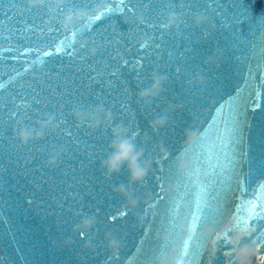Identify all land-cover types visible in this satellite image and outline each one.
Segmentation results:
<instances>
[{
  "label": "water",
  "instance_id": "water-1",
  "mask_svg": "<svg viewBox=\"0 0 264 264\" xmlns=\"http://www.w3.org/2000/svg\"><path fill=\"white\" fill-rule=\"evenodd\" d=\"M240 2L253 17L255 23L252 27L256 30L258 17H264V0ZM11 3L12 0H0V48L11 46L19 49L11 52L0 50V84L4 85L0 90V260L3 264H143L147 244H139L144 239L142 232L149 225L153 229L158 226V221L153 223V217L149 216L147 220L142 218V210L153 203L156 199L154 194L159 191L157 182L152 179L157 169L152 161L159 156L157 144H161L165 152L185 148V133L195 127H205L210 122L205 118L209 109L216 107L214 102L218 98L223 100L235 95L246 87V82L261 85L264 62L250 52L247 53V60L237 59V56L244 54L234 52L226 58L220 57L205 64L200 53L204 50L212 53L217 41L223 45L228 39L227 35L221 39L215 28L209 27V35L193 43L190 52L184 51L185 45L178 38L176 43L179 48L172 49L173 41L169 37V42L160 47L159 52L151 48L147 50L151 58L144 63L143 71L161 76L166 74L168 78L164 79L161 95L155 101L145 103L138 99L140 89L137 87L136 73L132 70V63L144 54L137 51V46L146 42L143 32L132 37L129 35L130 26L122 21L115 22V29L102 22L94 26L96 30L91 38L83 41L77 39L76 48H83L88 59L76 57L78 62H70L68 57L55 52V45L49 46L50 39H17L15 33L23 29L24 21H28L29 27L32 23L27 14L22 20L19 16L9 20L4 12L10 10ZM167 4L168 0H158V7L164 15L157 19V14L153 12L150 18L153 23L165 24L171 19L176 26L180 20L168 16ZM175 7L179 9L180 5L175 3ZM27 8L30 9L28 3ZM208 15L212 17L211 13ZM36 22L39 23V20ZM241 27L250 36L248 24ZM48 35L55 38L59 34ZM5 36L9 39L4 40ZM91 39H95V45ZM147 43L151 44V41ZM109 44L113 47H108ZM25 49L28 52L22 55ZM45 49L53 55L44 56ZM169 49L173 51L171 63L167 55ZM117 50L129 60L127 65L121 66L120 60H109ZM177 51L184 55L187 63L193 65V71L187 76L184 75L185 60L176 55ZM95 52L100 55L94 56ZM37 59L43 63L34 64L33 61ZM115 67H120V74L110 78L109 72ZM175 67L181 68L179 75L175 73ZM92 68L95 71H91ZM193 73L196 75L193 76ZM189 79L191 83H188ZM197 81H200L199 85ZM181 84L184 85L183 90ZM260 90V108L247 113L246 122L241 125V141L233 145L237 170L241 174L257 175L260 165L264 163V87ZM36 93L39 95L36 96ZM193 93L199 95L193 96ZM9 96L15 99L16 104L23 101L31 112H37V106H32L31 102L34 99L38 101L40 110L33 117L35 122L31 125L34 131L29 129L34 135L50 113L56 116V132L46 131L41 139H33L22 147L15 137L20 127L26 128L24 122L21 120L13 125L17 131L12 133L5 128V121L11 124L4 110L5 107L9 110L12 108V104L7 102ZM60 97L63 99H58ZM49 100L52 101L53 110H45ZM56 103H60V111H54ZM81 104H87L90 108L101 106L106 112H111L113 127H123L128 137L135 128L138 136L134 143L138 149H143L145 159L151 161L146 186L135 189L138 206L130 210L127 205L129 215L116 224L109 223L107 218L126 203L114 193L118 183L127 184L128 175L122 172L117 180L116 176L107 178L104 174L101 161L111 154L112 129L105 134V126L93 131L78 125L73 113L83 111ZM161 117L167 119L166 126L153 131L150 123ZM57 121H65L67 127L71 128V140L67 139L68 133L63 128H58ZM208 131V143H214L217 129ZM29 146L34 150H28ZM57 154V163L49 167L47 162L50 156ZM258 179L264 180V176ZM255 187L256 181H252L250 188ZM170 191L165 184V193ZM236 195L238 192L232 194L233 202ZM146 196L150 197L147 206ZM245 196H250V192ZM29 200L32 202L29 203ZM89 218L95 220V227L82 240L79 234H73V228L81 220ZM233 223L229 211L220 230L225 226L231 227ZM106 234L118 244L119 251L115 255L107 250ZM226 235L227 240L221 239L215 245L214 256L205 253L206 260L211 258L212 264H264V245L253 243L254 236L229 231ZM151 236L155 237V231ZM85 244L89 245L87 249Z\"/></svg>",
  "mask_w": 264,
  "mask_h": 264
},
{
  "label": "snow or ice",
  "instance_id": "snow-or-ice-1",
  "mask_svg": "<svg viewBox=\"0 0 264 264\" xmlns=\"http://www.w3.org/2000/svg\"><path fill=\"white\" fill-rule=\"evenodd\" d=\"M175 3L180 5L179 9L175 7ZM21 4L23 7H20ZM167 8L170 18H179L180 20L175 28H169L167 24L162 22H152L151 13L155 12L157 19L164 15V12L158 7V0H67L59 8L53 7L49 0H42L41 7L33 9L27 8V0H12L10 10L4 14L9 20L16 16L22 20L24 14H27L32 26L29 27L28 21H24L23 29L17 30L15 33L16 38L32 41L50 39L49 46L55 45V52L68 57L70 62H78L76 57H79L80 60L88 59L83 48L79 50L76 48L77 39L83 41L86 38H91V34L96 30L94 26L102 22H106L108 27L115 29V22L120 20L130 26L129 35L132 37L143 32L146 42L139 44L137 51H142L144 54L132 63V70L136 73L137 87L140 92L151 85L149 81L152 82L154 77L168 78L166 74L161 76L155 72L143 71L144 63L151 58L147 51L149 48L159 52L160 47L166 45L169 42L168 38L172 37V49L179 48L176 43L178 38L185 45L184 51L190 52L193 43L209 35V27L215 28L221 39L225 35L228 36V39L223 45L217 41L213 46L212 53L206 50L200 53L205 64H209L213 59L226 58L228 54L234 52L244 54L237 56V59L247 60V53L250 52L252 56L259 57L260 61L264 62V17H258L259 23L256 24V30H253L252 25L255 21L240 0H168ZM76 12L85 13L86 21L75 26L72 30L66 31L63 27V20ZM209 13L212 14L211 18ZM197 18L206 21L207 26L205 27L203 24L199 28L195 27L193 21ZM37 20L39 23L36 22ZM138 20L142 22L137 23ZM245 23L248 24L250 36L245 34L241 27ZM49 33L59 35L51 38ZM103 38L102 36L101 39ZM8 39V36L4 37V40ZM147 41H151V44ZM91 43L95 45V39H91ZM108 47H113V45L109 44ZM0 50L5 52L19 51V49H13L11 46L0 48ZM27 52L28 49H25L22 55L27 54ZM160 54L161 56L164 55V53ZM43 55L51 56L53 53L45 49ZM96 55H100V53L95 52L94 56ZM167 55L169 63H171L173 51L167 50ZM176 55L185 60L184 75L187 76L189 72L193 71V65L187 63V59L179 51L176 52ZM109 60H120L122 61L121 66L129 63V60L119 50L116 51L115 55L110 56ZM33 63L42 64L43 61L37 59ZM109 67L111 68L112 65L109 64ZM90 70L95 71V68ZM174 71L179 75L181 68L175 67ZM119 74L120 67H115V70L109 72V77H117ZM195 75L196 73H193V76ZM188 83H191V79ZM180 87L183 90L184 85L181 84ZM261 87H264V77H262L260 86L249 85L246 82V87L237 91L235 95H230L223 100L218 98L214 102L216 107L209 109L206 115L205 119L210 120V122L206 123L205 127H195L189 130L197 136L190 148L166 150V158L157 156L152 161L157 165L152 179L157 182L159 191L154 194L156 199L153 203L147 209L142 210V218L147 220L151 216L153 223L158 221V226L153 229L152 225H149L142 232L144 239H141L139 244L141 246L147 244L143 264H164L165 259L173 254L176 257L174 264H212L211 258L205 259L206 245L209 243L216 245L221 239L227 240L228 236L224 235L219 239L209 240L203 234L209 229L218 232L223 225L226 213L229 211L234 221L229 232L254 236L253 243L264 245V180L258 179L259 176H264V163L260 165L257 175L252 173L241 174L237 170L236 152L233 147L241 141V125L246 122L247 113L249 111L255 112L260 108ZM3 88L4 85L0 84V90ZM35 95L38 96L39 93ZM198 95L193 93V96ZM58 99L62 100L63 97ZM7 102L12 104L11 110L7 107L4 109L8 120L11 121V124L7 121L4 122L7 132L17 131L13 125L21 120L26 128L34 131L31 125L35 122L33 117L40 110L38 101L34 99L31 102L32 106H37V112H31L23 101L16 104L12 96L7 98ZM77 103L80 104V101L78 100ZM81 108L83 109L82 112L85 113L95 109L90 108L87 104H81ZM49 109L53 110L51 100H49L45 110ZM60 110V103H56L54 111ZM109 114L112 115L111 112ZM49 117L53 120L56 119L52 113ZM129 118L132 119L131 116ZM199 123L204 124L205 121H199ZM57 126L63 128L68 133L67 139L71 140L72 130L67 127L66 122L57 121ZM129 126L131 127V125ZM112 128L111 123L105 125L104 133L107 134ZM209 129H217L215 142L211 144L208 143ZM88 135H92V133H88ZM137 136L138 133L133 128L132 135L128 139L135 144ZM160 146L162 145L157 144V147ZM28 150L34 149L29 146ZM181 162L187 163L188 170L186 172L177 170ZM122 172L127 175L126 171L121 169L119 175L116 176L117 180H119ZM147 180L148 177L142 184L129 189L130 194L136 200H138L135 197L136 187L146 186ZM252 181H256L254 189L250 188ZM165 184L171 189L168 193H165ZM117 186L127 187V184L121 182ZM234 192H238V195L233 202L232 194ZM249 192L250 196L246 197L245 193ZM28 202L31 203L32 201L29 200ZM230 205H232L231 208ZM128 215L129 209L125 203L123 207L110 213L107 219L109 223L116 224L118 220L124 219ZM153 231H155L154 238L151 236ZM79 236L83 240L86 234L81 233ZM182 236L185 239L183 243H180ZM0 264H3L2 260H0Z\"/></svg>",
  "mask_w": 264,
  "mask_h": 264
},
{
  "label": "clouds",
  "instance_id": "clouds-1",
  "mask_svg": "<svg viewBox=\"0 0 264 264\" xmlns=\"http://www.w3.org/2000/svg\"><path fill=\"white\" fill-rule=\"evenodd\" d=\"M67 0H49V3L55 7L59 8L63 6ZM28 7L30 9L41 7L42 0H27ZM87 16L83 12H76L75 14H70L69 17H66L63 20V27L66 31L72 30L75 26L82 24L86 21ZM142 21H137L141 23ZM206 21L198 18L194 21V24L197 28L205 24ZM167 26L169 28L175 27V22L171 19L167 21ZM165 80L160 77H154L151 86L144 89L139 93L138 99L142 102L149 103L155 101L162 93ZM197 84H200V81H197ZM73 117L76 120L77 124L80 126H86L89 129L95 131L100 129L102 126L110 124L112 121L111 115L104 110L103 107H96L91 113L79 112L76 111L73 113ZM167 124V119L161 117L158 120L152 121L150 127L153 131H158L165 127ZM56 132V125L54 120L51 117H47L40 124L39 132L35 135L29 129L24 127L19 128V132L16 135V139L19 141V144L23 147L26 146L33 139L39 140L42 138L44 132ZM112 140L109 145L110 155H108L104 160L101 161V168L104 170V174L107 178L119 175L121 169H124L127 172V188L122 186H117L115 189V195L124 199L130 210H134L139 201L136 200L133 195L130 194L128 188L142 184L148 177L151 172V161L145 159V153L143 149H138L135 144L128 139V132L121 126H116L112 128ZM197 139L196 134L191 132L185 133V148H190L195 140ZM158 155L161 158H166L167 153L164 151L163 146L159 147ZM59 155L50 156L47 165L49 167L54 166L57 163ZM178 171L186 172L188 170V165L186 162H181L178 166ZM150 201V197L145 198V205L147 206ZM95 227L94 219H85L81 220L80 224L74 226L73 234H86ZM230 226H225L219 232H213L212 230H207L203 235L206 239H219L226 235L229 231ZM166 239V238H165ZM185 237H181L180 243H183ZM105 244L107 250L115 255L119 251L117 242L109 235L105 236ZM89 247L88 244H85V248ZM206 252L209 256H213L216 252L215 245L209 243L206 245ZM176 260L175 255L167 257L164 261V264H174Z\"/></svg>",
  "mask_w": 264,
  "mask_h": 264
}]
</instances>
